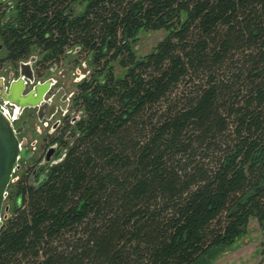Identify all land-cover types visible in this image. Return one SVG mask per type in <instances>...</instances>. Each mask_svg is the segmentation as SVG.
Here are the masks:
<instances>
[{
  "label": "trees",
  "instance_id": "1",
  "mask_svg": "<svg viewBox=\"0 0 264 264\" xmlns=\"http://www.w3.org/2000/svg\"><path fill=\"white\" fill-rule=\"evenodd\" d=\"M3 24L0 71L39 49L40 77L90 74L60 160L11 184L0 264H208L264 225V0H17Z\"/></svg>",
  "mask_w": 264,
  "mask_h": 264
},
{
  "label": "flooded vegetation",
  "instance_id": "2",
  "mask_svg": "<svg viewBox=\"0 0 264 264\" xmlns=\"http://www.w3.org/2000/svg\"><path fill=\"white\" fill-rule=\"evenodd\" d=\"M17 0H4L0 5V21L9 22L16 15ZM7 57V51L3 45L0 36V60ZM11 69H6L4 65L0 71V109H2L13 122L15 130L18 131V139L22 144L26 159H21L19 162L18 171L26 170L27 163L34 162L28 165L30 170H34V174L45 165L54 163V159L59 156L60 144L57 141L58 135L63 131L67 124L74 125L79 119V115L71 114L73 109V100H69L65 90L57 85L54 79L44 80V76H39V49L32 52L29 59L22 61L15 66L8 63ZM23 79L25 82L24 97H29L32 93L37 92L39 96V86L49 82V90L43 100L36 106H32V101H29L22 107L14 101L10 95L13 84ZM39 101V98L37 99ZM36 100V101H37ZM23 105V104H22ZM76 112L74 111V114ZM21 118H25L19 125ZM32 121L34 122L31 123ZM15 122V123H14ZM41 124V126L39 125ZM32 125L33 133H28ZM43 128L44 133L40 130ZM43 133V134H42ZM32 135H36L38 139H31ZM43 141L39 142V136H43ZM49 159V163H45ZM60 160V158L58 159ZM25 168V169H24Z\"/></svg>",
  "mask_w": 264,
  "mask_h": 264
},
{
  "label": "rangeland",
  "instance_id": "3",
  "mask_svg": "<svg viewBox=\"0 0 264 264\" xmlns=\"http://www.w3.org/2000/svg\"><path fill=\"white\" fill-rule=\"evenodd\" d=\"M81 10L82 8L78 7L77 12H80ZM165 35L166 33L164 31L141 33L139 35V43L137 46L138 54L140 56H144L151 52V50L165 37ZM6 69H11L10 65L7 64L5 70ZM89 74L90 69L86 66V64L78 66L75 63L67 61L46 71L44 80L54 79L57 82V85L65 90L68 99L72 101L74 99L78 83L88 77ZM72 113L74 116L76 115V113L74 114V111H71V114ZM23 120H25V118H21L18 124L20 125ZM34 122L35 121L31 122L33 123L32 125H34ZM32 125L27 126L28 129L31 127V130H28L29 134L34 132L32 130ZM39 125L41 126L40 123ZM40 130L44 133L43 128L40 127ZM43 138L44 135L39 136L40 143L43 141ZM31 139L34 140L38 138L36 135H32ZM63 152L60 156H63ZM59 158V156L56 157L54 159V163L59 161ZM33 163L34 162L27 163L26 170H17L13 176V183L28 177L29 174H31L29 166ZM13 187L14 186L11 185L10 190H8V194L11 195ZM12 196L7 197L4 206V209L9 207V210H11L10 213H12L16 207L14 193ZM207 261L209 262L208 264H264V225L262 226L256 220H252L246 235L238 239L231 246L213 251V253L206 256L203 260V262Z\"/></svg>",
  "mask_w": 264,
  "mask_h": 264
},
{
  "label": "water",
  "instance_id": "4",
  "mask_svg": "<svg viewBox=\"0 0 264 264\" xmlns=\"http://www.w3.org/2000/svg\"><path fill=\"white\" fill-rule=\"evenodd\" d=\"M3 2L4 0H0V5ZM49 86V82L39 86V96H37V91L32 93L29 97H24L25 82L21 79L13 84L10 95L13 97L14 101L22 107L25 103L29 102L25 101L27 99L30 101L31 99L35 100V102L32 101L31 105L36 106L38 102L40 104L43 100L49 90ZM38 98L39 101L37 100ZM17 134L18 131L15 130L11 119L0 109V230L3 226L4 219L7 218V215H3V213L9 211V207L4 209L8 197V188L13 183L15 172L19 169V162L21 159H26ZM49 162V159H47L45 163Z\"/></svg>",
  "mask_w": 264,
  "mask_h": 264
}]
</instances>
